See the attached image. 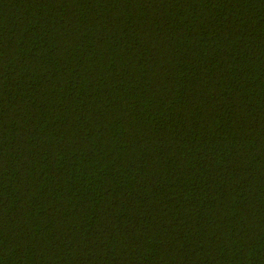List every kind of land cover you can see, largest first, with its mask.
<instances>
[{
	"label": "trees",
	"instance_id": "trees-1",
	"mask_svg": "<svg viewBox=\"0 0 264 264\" xmlns=\"http://www.w3.org/2000/svg\"><path fill=\"white\" fill-rule=\"evenodd\" d=\"M0 264H264V0H0Z\"/></svg>",
	"mask_w": 264,
	"mask_h": 264
}]
</instances>
